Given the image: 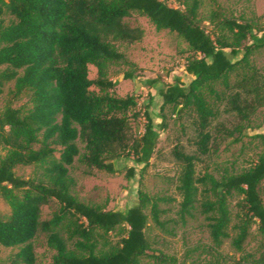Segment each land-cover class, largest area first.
Segmentation results:
<instances>
[{"label":"trees","instance_id":"trees-1","mask_svg":"<svg viewBox=\"0 0 264 264\" xmlns=\"http://www.w3.org/2000/svg\"><path fill=\"white\" fill-rule=\"evenodd\" d=\"M199 6L200 0H192L185 10L164 0H0V21L5 15L14 18L7 26L0 23V67H5L0 73V94L7 83L15 81L13 95H28L31 105L27 110L8 105L0 114V146L8 150L0 160V195L11 209L7 218L0 217V247L19 249L13 264L36 263L31 242L40 232L48 235L55 251L53 264L142 263L150 250L145 211L150 207L153 221L161 224L157 202L141 195L140 204L126 211L83 204L71 193L69 168L80 154L78 140L85 145L83 162L99 171L114 174V162L124 156L148 166L160 132L167 128L163 114L167 108L177 116L188 111L196 115L197 154H186L179 147L173 151L182 168L178 186L182 216L200 203L201 212L209 215L211 238L218 247L228 237L231 224L228 199L241 196L233 245L242 250L252 225H257L263 247L253 264H264L260 193L264 157L249 169L220 180L198 177L196 172L197 162L211 153L214 142L210 129L217 113L209 97L225 102V112L240 121L264 107L263 77L250 63L253 53L264 49V32L213 14L212 23L220 29L213 35L197 20ZM134 13L187 43L185 72L191 78L188 86L175 79L159 89L161 123H154L149 105L147 123L137 139L130 138L132 119L139 116L131 114L138 107L137 97L114 94L118 82L109 79L106 70L108 63L126 62L114 43L133 44L143 38L139 27L125 23ZM89 65L98 70L94 80L89 78ZM134 77L133 73L124 76L126 80ZM158 82L148 80L146 85ZM217 84L224 88L222 93L216 91ZM19 165H43L46 180L18 177L15 168ZM129 173L134 176L135 170ZM51 201L58 203L59 210L43 221L42 208ZM120 228L126 231L118 245L97 254L100 240ZM70 240L76 241L75 249L70 248Z\"/></svg>","mask_w":264,"mask_h":264},{"label":"rangeland","instance_id":"rangeland-1","mask_svg":"<svg viewBox=\"0 0 264 264\" xmlns=\"http://www.w3.org/2000/svg\"><path fill=\"white\" fill-rule=\"evenodd\" d=\"M164 1L173 8L185 10L192 0ZM213 14L249 23L256 33L264 32V0H200L197 20L208 32L216 35L220 33V29L212 23ZM13 21V17L5 15L0 23L7 26ZM125 23L131 27H139L143 31V38L133 44L114 43L116 49L125 56L126 62L108 63L106 70L107 77L118 82L114 94L119 97H137L138 107L131 114L137 113L139 116L132 119L130 136L131 139H137L147 123L146 107L150 105L149 112L154 123H161L162 99L159 89L173 83L175 79H181L185 86L189 85L191 78L185 72L189 48L176 33L159 30L149 19L136 13L126 18ZM250 63L260 72L264 81V49L254 52ZM4 69L5 67H0V73ZM127 73H133L135 77L126 80L124 76ZM97 77V68L89 65V78L94 80ZM155 79L159 81L157 85H146V81ZM215 88L218 93L224 91L220 84L215 85ZM14 89L15 81L4 86L0 94V114L8 105L22 110L31 107L29 96L16 98L13 95ZM208 100L217 113L210 129L214 142L211 153L197 162L196 172L198 177L220 180L224 176L249 169L260 157H264V107L258 109L249 120L240 121L236 115L225 112V102L215 101L213 97ZM163 114L167 128L160 132L156 151L148 166L136 163L134 157L124 156L114 162V174L99 171L83 162L85 145L78 140L80 154L69 168L72 195L83 204L106 211L131 209L140 204L141 195L157 202L161 224L153 221L148 207L145 211L148 216L146 237L150 250L141 264H253L263 247L257 225H252L242 250H237L233 245L238 234L237 205L241 196L235 194L228 199L231 224L227 231L228 237L218 247L211 238L209 215L201 212L200 203L188 215L182 216V197L178 191L182 168L174 158L173 151L179 147L186 154H197L194 124L196 115L188 111L177 116L171 108H167ZM53 147L57 151L61 150L55 144ZM7 153L8 150L0 146V160ZM55 156L59 158V152ZM43 169V165H19L15 168V174L25 180L45 181ZM130 169L135 170L134 176H130ZM260 193L264 201V182L260 186ZM58 210V203L51 201L42 208L41 220L52 219ZM10 213L9 205L0 195V217L7 218ZM65 231L64 236L68 238L67 230ZM125 231V228H120L110 233L105 240H100L97 254L118 245ZM75 242L69 241L71 249H75ZM31 244L36 257L35 264H53L55 251L49 245L46 233L40 232ZM18 251V248L0 247V264H13L12 258Z\"/></svg>","mask_w":264,"mask_h":264}]
</instances>
